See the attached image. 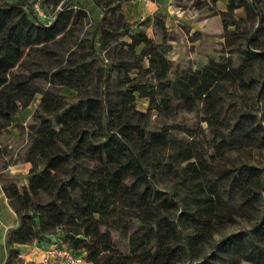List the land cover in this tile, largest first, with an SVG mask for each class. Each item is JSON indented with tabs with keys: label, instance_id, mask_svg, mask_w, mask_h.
Wrapping results in <instances>:
<instances>
[{
	"label": "trees",
	"instance_id": "trees-1",
	"mask_svg": "<svg viewBox=\"0 0 264 264\" xmlns=\"http://www.w3.org/2000/svg\"><path fill=\"white\" fill-rule=\"evenodd\" d=\"M50 1L56 6L63 0ZM226 1V12L218 15L228 55L169 80L172 63L143 32L112 47L106 65L94 39L80 37L84 10L63 2L44 22L21 2L0 0V133L41 95L26 127L27 185L18 187L0 173L1 190L18 219L7 232L3 264H15L14 246L55 237L84 253L89 264H264V171L227 166L228 154L241 147L264 149V122L249 111L223 109L219 95L224 85L253 88L249 76L264 60V26L245 34L235 66L231 55L238 40L229 27L237 25L231 16L242 8L247 22L258 24L259 0ZM203 6L199 2L197 9ZM117 27L110 21L98 27L100 49L117 39ZM129 58H145L148 65L142 69ZM110 71L122 74L112 87ZM141 71L149 79L140 80ZM64 88L74 94H61ZM137 98L148 99L146 112L136 110ZM197 109L208 140L187 128H147L153 111L172 118ZM172 130L188 140L175 139ZM101 187L104 194L91 196ZM228 205L252 222L221 236L237 224L224 209ZM110 230L129 234L127 253L118 250Z\"/></svg>",
	"mask_w": 264,
	"mask_h": 264
},
{
	"label": "rangeland",
	"instance_id": "rangeland-1",
	"mask_svg": "<svg viewBox=\"0 0 264 264\" xmlns=\"http://www.w3.org/2000/svg\"><path fill=\"white\" fill-rule=\"evenodd\" d=\"M9 1L21 2L31 15H35L44 22H48L54 16L63 2L74 9L84 10L87 13V19L83 20L80 37L94 39L106 65L110 64L111 57H113L110 53L112 47L116 46L119 49L122 47V42H130L128 37L130 34L143 32L154 44L159 46L164 56L172 63L167 75L169 80H172L175 75L181 72L199 70L209 60L218 61L223 56H227L229 51L223 45V29L221 17L218 15L219 12H226V0H63L56 6L50 0ZM199 2L205 3V6L197 9ZM112 12H114L113 17H111ZM257 14L258 24L255 23L253 26L247 22L248 17L242 8L235 10L231 16L237 25L236 28L229 27L230 30H236L235 36L238 40V45L232 49L234 53L231 55L235 66L240 62V50L244 49L247 44L244 38L245 34L252 27H259L260 24L264 26V0H259ZM108 21L117 24L118 27L114 34L118 37L115 41H111L107 48L100 49L98 27L102 26L104 28L105 23ZM120 26H127V28H121ZM260 41L264 47V39L260 38ZM140 48L141 46L136 49V53L140 51ZM127 62L129 64L139 63L142 69L148 65L145 58L139 60L129 58ZM136 72L133 70L129 75L132 77ZM121 77L122 74L118 77L115 72L110 71L108 84L111 87L115 86L118 78ZM249 77L253 82V88L249 91H241L233 86L224 85L219 92V95L223 98V109L232 106L240 112L249 111L256 115L261 122H264V60L256 61L253 72ZM145 79H149V76L142 75L141 71L140 80ZM38 86L46 89L45 84L38 83ZM60 93L66 96L74 94L73 91L66 88L60 89ZM40 97V94H36L30 105L13 116L9 127L0 133V149L2 151L0 173L7 179L14 181L18 187H21V184L27 185V175L10 176L7 169L9 166L23 162L27 145L26 127L33 123V112L38 106ZM135 108L140 112H146L148 99L137 98ZM201 117L202 114L199 109L193 112L180 111L172 118H164L153 111L147 128L149 131H158L166 126L180 129L187 128L198 135L200 140L202 138L208 140V129L204 123H200ZM170 134L177 140H188L187 136L180 131L172 130ZM228 159L227 166L247 164L259 167L264 171V149L241 147L229 153ZM104 192V188L101 187L94 190L91 196L96 197L104 194ZM224 209L232 212L237 224L224 228L220 232L221 236H227L239 228H249L252 221L237 209L236 205H228ZM110 235L118 250L127 253L129 234L123 231L110 230ZM218 237L217 235L215 239ZM25 246L27 245L14 246L18 250L14 259L15 264H26L24 255H26L28 249ZM2 254L3 251L1 250L0 262ZM241 264L251 263L244 261Z\"/></svg>",
	"mask_w": 264,
	"mask_h": 264
},
{
	"label": "crops",
	"instance_id": "crops-1",
	"mask_svg": "<svg viewBox=\"0 0 264 264\" xmlns=\"http://www.w3.org/2000/svg\"><path fill=\"white\" fill-rule=\"evenodd\" d=\"M30 169V164L26 162L19 163L17 165L9 166L7 171L10 176L18 177L19 174L21 175H27L28 171ZM24 186V184H21ZM18 225V219L15 215L14 211L10 208L8 201L6 197L4 196L2 190H1V184H0V247L3 251L2 259L0 264H3L6 258V244L5 239L7 232L11 229L16 228ZM28 251L26 255H24V262L29 263L32 260H36L39 256V248L35 244L33 245H27ZM0 250V252H1Z\"/></svg>",
	"mask_w": 264,
	"mask_h": 264
},
{
	"label": "built area",
	"instance_id": "built-area-1",
	"mask_svg": "<svg viewBox=\"0 0 264 264\" xmlns=\"http://www.w3.org/2000/svg\"><path fill=\"white\" fill-rule=\"evenodd\" d=\"M39 248V256L26 264H89L84 253H74L57 237L51 241L33 243Z\"/></svg>",
	"mask_w": 264,
	"mask_h": 264
},
{
	"label": "water",
	"instance_id": "water-1",
	"mask_svg": "<svg viewBox=\"0 0 264 264\" xmlns=\"http://www.w3.org/2000/svg\"><path fill=\"white\" fill-rule=\"evenodd\" d=\"M264 189V188H263Z\"/></svg>",
	"mask_w": 264,
	"mask_h": 264
}]
</instances>
